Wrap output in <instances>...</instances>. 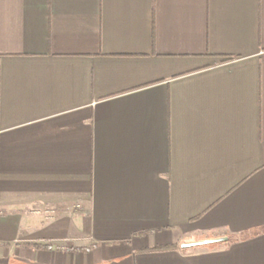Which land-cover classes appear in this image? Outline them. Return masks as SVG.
Instances as JSON below:
<instances>
[{"label":"crops","instance_id":"crops-1","mask_svg":"<svg viewBox=\"0 0 264 264\" xmlns=\"http://www.w3.org/2000/svg\"><path fill=\"white\" fill-rule=\"evenodd\" d=\"M0 264H264V0H0Z\"/></svg>","mask_w":264,"mask_h":264},{"label":"water","instance_id":"water-1","mask_svg":"<svg viewBox=\"0 0 264 264\" xmlns=\"http://www.w3.org/2000/svg\"><path fill=\"white\" fill-rule=\"evenodd\" d=\"M207 241H210L212 242L213 240H206ZM205 242V241H204ZM200 243H203V242H193V243H186V244H182V247H187V246H190V245H195V244H200Z\"/></svg>","mask_w":264,"mask_h":264},{"label":"built area","instance_id":"built-area-1","mask_svg":"<svg viewBox=\"0 0 264 264\" xmlns=\"http://www.w3.org/2000/svg\"><path fill=\"white\" fill-rule=\"evenodd\" d=\"M50 247H51V246H49V248H50ZM65 248H66V246H62V245L59 246V249H61V250H62V249H65Z\"/></svg>","mask_w":264,"mask_h":264}]
</instances>
